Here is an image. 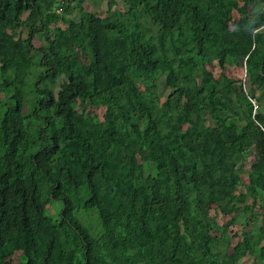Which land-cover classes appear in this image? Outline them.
<instances>
[{
	"label": "trees",
	"instance_id": "1",
	"mask_svg": "<svg viewBox=\"0 0 264 264\" xmlns=\"http://www.w3.org/2000/svg\"><path fill=\"white\" fill-rule=\"evenodd\" d=\"M83 2L0 0V264H264V0Z\"/></svg>",
	"mask_w": 264,
	"mask_h": 264
},
{
	"label": "rangeland",
	"instance_id": "2",
	"mask_svg": "<svg viewBox=\"0 0 264 264\" xmlns=\"http://www.w3.org/2000/svg\"><path fill=\"white\" fill-rule=\"evenodd\" d=\"M83 1H84L83 7L87 11H94L97 8H99L100 10L101 9L103 10L106 8L105 3H103V2L101 5H98V4L93 5L92 1H96V0H83ZM75 16L76 15L73 14V17H75ZM50 27H52V24L50 25ZM42 37H43V34H40L34 38L33 43L36 47H39L41 45ZM226 67H227L226 74L228 76L233 77V78L238 79V80H241L243 88L245 90L248 91L249 88H251L252 90H254L255 96H258L259 91H260L259 85H254L253 87L250 86V83L245 76V71H244L243 67L242 68L237 67L235 65V63L233 62V60H231V59H228V61L226 63ZM209 69L213 72L214 76L218 77V75L220 73V69L218 68V66L216 64H214ZM87 82L90 83L89 77L87 78ZM60 84H61V80H59L57 87ZM87 107H88V111L95 113L98 116V118H100V119L102 118L103 113H104V108H103L101 101H98L96 103V106L93 108L90 107L89 105ZM101 125H102V127H108L115 136L120 137L119 130H118L116 122L114 120H113V122H110V121L109 122H102ZM126 151H127L128 155H135L137 157V159L139 161V169L138 170H141L143 168V164L148 162V160L150 158L149 153L147 151L140 150L138 148H135L134 146L129 145L127 147ZM254 159H255V154H253L252 151L251 152L249 151L248 154L246 155L245 161L241 165L240 174L242 177V183L243 184L247 182V173L249 172V167H250L251 163L254 161ZM48 209H49V211H52V209L50 207H48ZM213 213L214 212L212 211L211 214L213 215ZM244 220H245V217L243 215L239 214L238 218H237L236 225L234 227H231V231L228 233V238H229L231 245L237 241V239H238L237 235L239 233V229H240L241 225H243V223H244ZM217 221H218L219 225L223 224V219L219 215L217 216ZM261 221H262V223H261ZM261 224L264 225V219H261L256 225H261ZM235 231H237L236 235L233 234ZM263 243H264V240L262 241L261 244H263ZM255 254L251 255V257L250 256L244 257L237 264H253L254 259H255V256H254ZM18 258H19V253H15L12 257L9 258L8 263L16 264L18 262Z\"/></svg>",
	"mask_w": 264,
	"mask_h": 264
},
{
	"label": "built area",
	"instance_id": "3",
	"mask_svg": "<svg viewBox=\"0 0 264 264\" xmlns=\"http://www.w3.org/2000/svg\"><path fill=\"white\" fill-rule=\"evenodd\" d=\"M253 104H254V108L256 109L257 108V105L255 104V102H253Z\"/></svg>",
	"mask_w": 264,
	"mask_h": 264
}]
</instances>
